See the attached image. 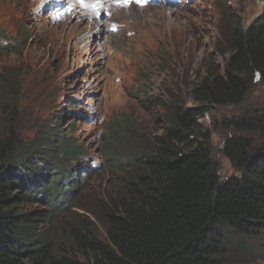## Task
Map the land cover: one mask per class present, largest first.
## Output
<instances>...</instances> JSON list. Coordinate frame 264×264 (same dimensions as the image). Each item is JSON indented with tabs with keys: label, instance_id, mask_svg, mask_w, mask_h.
Wrapping results in <instances>:
<instances>
[{
	"label": "trees",
	"instance_id": "1",
	"mask_svg": "<svg viewBox=\"0 0 264 264\" xmlns=\"http://www.w3.org/2000/svg\"><path fill=\"white\" fill-rule=\"evenodd\" d=\"M226 31V51L219 50L228 55L225 64L206 68L189 92L190 107L178 99L167 106V129L137 151L136 165L110 144L133 140L127 133L139 125L122 115L111 124L105 161L115 172L134 171L88 204L98 212L102 235L87 221L72 227L67 239L58 235V224L70 217L68 209L96 171L78 161L85 152L77 139L56 130L63 117L28 144L0 122V264H220L227 252L246 248V239H264V150L248 138H227L222 154L238 174L221 180L199 121L212 107L241 104L257 75L264 78V7L247 27ZM32 38L23 28L13 38L0 30V56L22 54ZM13 76L0 75V108L10 107ZM259 121L244 117L225 125L243 134Z\"/></svg>",
	"mask_w": 264,
	"mask_h": 264
},
{
	"label": "rangeland",
	"instance_id": "2",
	"mask_svg": "<svg viewBox=\"0 0 264 264\" xmlns=\"http://www.w3.org/2000/svg\"><path fill=\"white\" fill-rule=\"evenodd\" d=\"M183 1L174 8L157 3L117 11L109 20L111 32L105 23L93 29L94 23L88 26L75 16L52 24L48 12L39 10V0H0V30L10 38L21 28L33 35L22 54L0 56V75H14L17 82L10 109L0 108V122L28 144L52 120L63 117L56 130L77 139L85 152L78 161L96 170L75 207L68 209L70 217L58 224L59 237L67 239L81 221L92 223L93 231L102 235L98 212L92 214L89 205L116 190L134 171L129 167L125 173L115 172L105 161L111 124L122 115L139 125L135 133H127L134 142L119 137L110 144L125 163L136 165L137 151L167 129V106L178 99L190 107L189 92L206 68L225 64L228 55L219 50L226 51V30L235 24L247 27L264 7V0ZM244 117L259 118L260 125L243 134L226 128L229 120ZM199 121L209 134L221 180L237 175L222 148L227 138L243 137L255 150H264V78L256 80L241 104L212 107ZM245 244L227 252L220 264H264V239L248 238Z\"/></svg>",
	"mask_w": 264,
	"mask_h": 264
},
{
	"label": "snow or ice",
	"instance_id": "3",
	"mask_svg": "<svg viewBox=\"0 0 264 264\" xmlns=\"http://www.w3.org/2000/svg\"><path fill=\"white\" fill-rule=\"evenodd\" d=\"M123 3L127 4V3H130L131 0H122ZM137 3H143L144 0H136ZM257 79H259V75H257Z\"/></svg>",
	"mask_w": 264,
	"mask_h": 264
},
{
	"label": "clouds",
	"instance_id": "4",
	"mask_svg": "<svg viewBox=\"0 0 264 264\" xmlns=\"http://www.w3.org/2000/svg\"><path fill=\"white\" fill-rule=\"evenodd\" d=\"M72 111V110H71ZM84 154V153H83ZM77 165V164H76ZM73 166H75V165H73ZM92 168V167H91Z\"/></svg>",
	"mask_w": 264,
	"mask_h": 264
},
{
	"label": "bare ground",
	"instance_id": "5",
	"mask_svg": "<svg viewBox=\"0 0 264 264\" xmlns=\"http://www.w3.org/2000/svg\"><path fill=\"white\" fill-rule=\"evenodd\" d=\"M71 29V28H70Z\"/></svg>",
	"mask_w": 264,
	"mask_h": 264
}]
</instances>
